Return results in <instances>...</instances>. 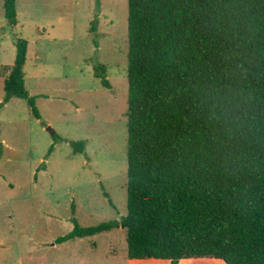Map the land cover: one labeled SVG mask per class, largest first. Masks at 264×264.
I'll return each instance as SVG.
<instances>
[{"label": "trees", "instance_id": "1", "mask_svg": "<svg viewBox=\"0 0 264 264\" xmlns=\"http://www.w3.org/2000/svg\"><path fill=\"white\" fill-rule=\"evenodd\" d=\"M3 1L17 26V0ZM128 5L127 213L75 222L57 243L123 228L130 260L264 264V0ZM28 49L18 39L0 115L18 98L41 120L26 89ZM95 70L111 88L105 67ZM70 144L86 152L87 141Z\"/></svg>", "mask_w": 264, "mask_h": 264}, {"label": "rangeland", "instance_id": "2", "mask_svg": "<svg viewBox=\"0 0 264 264\" xmlns=\"http://www.w3.org/2000/svg\"><path fill=\"white\" fill-rule=\"evenodd\" d=\"M17 20L0 0V103L27 40L26 89L42 118L18 98L0 115V264H166L130 261L123 228L57 243L75 222L127 213L128 0H17ZM72 141H87L86 152Z\"/></svg>", "mask_w": 264, "mask_h": 264}, {"label": "crops", "instance_id": "3", "mask_svg": "<svg viewBox=\"0 0 264 264\" xmlns=\"http://www.w3.org/2000/svg\"><path fill=\"white\" fill-rule=\"evenodd\" d=\"M130 261H134V260H130ZM144 262H149V261H144ZM155 262H165L167 264L169 261H155ZM179 264H224V263L218 260H182Z\"/></svg>", "mask_w": 264, "mask_h": 264}, {"label": "water", "instance_id": "4", "mask_svg": "<svg viewBox=\"0 0 264 264\" xmlns=\"http://www.w3.org/2000/svg\"><path fill=\"white\" fill-rule=\"evenodd\" d=\"M50 130V129H49Z\"/></svg>", "mask_w": 264, "mask_h": 264}]
</instances>
